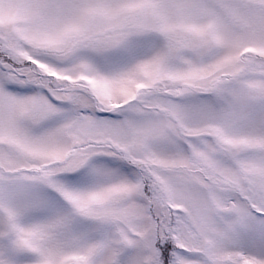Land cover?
I'll return each mask as SVG.
<instances>
[{
    "label": "snow or ice",
    "instance_id": "snow-or-ice-1",
    "mask_svg": "<svg viewBox=\"0 0 264 264\" xmlns=\"http://www.w3.org/2000/svg\"><path fill=\"white\" fill-rule=\"evenodd\" d=\"M0 264H264V0H0Z\"/></svg>",
    "mask_w": 264,
    "mask_h": 264
}]
</instances>
